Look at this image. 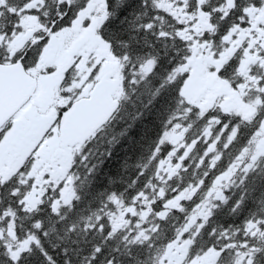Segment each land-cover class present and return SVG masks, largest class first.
Masks as SVG:
<instances>
[{
    "label": "snow or ice",
    "instance_id": "6c2138e0",
    "mask_svg": "<svg viewBox=\"0 0 264 264\" xmlns=\"http://www.w3.org/2000/svg\"><path fill=\"white\" fill-rule=\"evenodd\" d=\"M0 264H264V0H0Z\"/></svg>",
    "mask_w": 264,
    "mask_h": 264
},
{
    "label": "trees",
    "instance_id": "16d2710c",
    "mask_svg": "<svg viewBox=\"0 0 264 264\" xmlns=\"http://www.w3.org/2000/svg\"><path fill=\"white\" fill-rule=\"evenodd\" d=\"M121 148H122L121 145H117V146H116V149H115V152H116L117 154H121V155H122Z\"/></svg>",
    "mask_w": 264,
    "mask_h": 264
}]
</instances>
